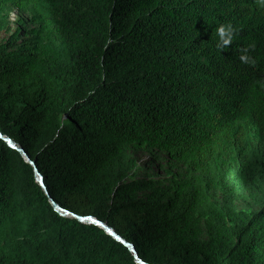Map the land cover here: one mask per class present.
Returning a JSON list of instances; mask_svg holds the SVG:
<instances>
[{"label": "trees", "instance_id": "trees-1", "mask_svg": "<svg viewBox=\"0 0 264 264\" xmlns=\"http://www.w3.org/2000/svg\"><path fill=\"white\" fill-rule=\"evenodd\" d=\"M0 31V264H264L262 0H0Z\"/></svg>", "mask_w": 264, "mask_h": 264}, {"label": "rangeland", "instance_id": "rangeland-1", "mask_svg": "<svg viewBox=\"0 0 264 264\" xmlns=\"http://www.w3.org/2000/svg\"><path fill=\"white\" fill-rule=\"evenodd\" d=\"M28 16L25 12L17 9H13L9 14V25L8 27L13 29L16 28L17 21H27ZM6 37V34L3 31H0V41H2ZM156 157V158H154ZM131 158L135 161L137 165L143 164H151L154 163L157 166L166 167V161L164 156L158 151H145L143 149H139L136 151H132Z\"/></svg>", "mask_w": 264, "mask_h": 264}, {"label": "clouds", "instance_id": "clouds-1", "mask_svg": "<svg viewBox=\"0 0 264 264\" xmlns=\"http://www.w3.org/2000/svg\"><path fill=\"white\" fill-rule=\"evenodd\" d=\"M264 2V0H262ZM217 35L220 39V43L217 45L218 47H229L231 46L232 40L234 39L236 30L233 25L229 22L227 24H222L216 29ZM251 47V46H250ZM243 53L240 55L239 59L242 63H252V57L248 55L249 48L241 49Z\"/></svg>", "mask_w": 264, "mask_h": 264}, {"label": "water", "instance_id": "water-1", "mask_svg": "<svg viewBox=\"0 0 264 264\" xmlns=\"http://www.w3.org/2000/svg\"><path fill=\"white\" fill-rule=\"evenodd\" d=\"M20 150H21L23 156H25V154L23 153L22 149H20ZM25 157H26V156H25ZM30 163H31V164L33 165V167H34L33 162L30 161ZM54 207H58V206H56V205L54 204ZM60 211H63V210L60 208ZM66 213H68V212H66ZM72 215H73V214H72ZM73 216H74V215H73ZM80 220H82V221H84V220H88V221H90V222H93V225H94V226H100V227L104 228V229L106 230V232H107L109 235L113 236L117 241H119V242H123V241L121 240V238L118 237L114 232H112V231H111L109 228H107L104 224L99 223V222L96 221L95 219H93V218H91V217H84V218H80ZM125 245H128V244L126 243ZM130 250L133 251V248H132L131 246H130Z\"/></svg>", "mask_w": 264, "mask_h": 264}]
</instances>
